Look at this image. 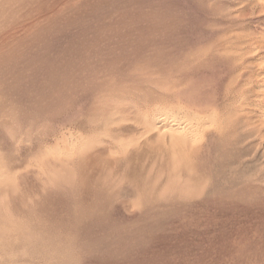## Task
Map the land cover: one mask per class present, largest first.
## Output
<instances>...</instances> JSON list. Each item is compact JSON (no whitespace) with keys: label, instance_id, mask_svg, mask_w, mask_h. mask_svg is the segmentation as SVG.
Wrapping results in <instances>:
<instances>
[{"label":"rangeland","instance_id":"obj_1","mask_svg":"<svg viewBox=\"0 0 264 264\" xmlns=\"http://www.w3.org/2000/svg\"><path fill=\"white\" fill-rule=\"evenodd\" d=\"M256 1L0 0V264H264V137L261 180L189 188L142 122L196 58L220 61L203 88L254 99L230 49L264 41Z\"/></svg>","mask_w":264,"mask_h":264},{"label":"bare ground","instance_id":"obj_2","mask_svg":"<svg viewBox=\"0 0 264 264\" xmlns=\"http://www.w3.org/2000/svg\"><path fill=\"white\" fill-rule=\"evenodd\" d=\"M256 2L261 6L263 1ZM242 44L233 45L237 47L230 50L236 48V52H239L242 59L247 56V63L253 65L242 67L241 70H248L251 77L240 88L241 92L253 93L255 95L253 100L246 99L243 93L232 97H230L231 94L227 95L231 92L230 87L238 82L236 78L231 81L229 87H226L224 97L219 94L220 84L218 83L210 90L203 88L201 86L203 76L216 68L220 61L196 58L184 65L181 93L176 94V92L170 95L171 99L167 107L169 111L165 108L169 113L158 115L156 111L153 116H148V114L142 116V122L146 126L144 136L156 142L161 137L165 138L168 157L171 158L170 162L173 166L170 179L182 181V185H190L189 188L194 185L249 184L262 178L257 168L254 172H248L246 169L251 164L250 162L256 164L258 161V149L253 146L252 139L264 137V72L262 68L264 56H258L259 51L264 49V41L258 42L257 39V42H254L252 40L245 47ZM237 62L241 61L237 60ZM115 114L116 112L113 111L112 115ZM73 120L77 125L78 115H74ZM80 134L75 139L74 146H79L83 152V150H88L93 143L88 145L86 138L84 139L85 136ZM217 141L225 147V150L219 151L214 148ZM102 152L99 151L100 154L97 155L105 156L106 149L104 148ZM88 156L91 158L90 154ZM224 156H228L227 161L221 160ZM88 158L83 156L84 164H87ZM249 158L251 161L248 160ZM177 168H180L179 172L176 171ZM212 176L216 178L214 183Z\"/></svg>","mask_w":264,"mask_h":264}]
</instances>
